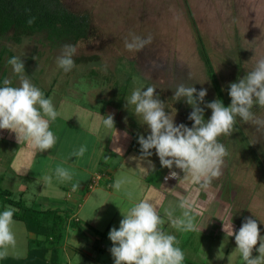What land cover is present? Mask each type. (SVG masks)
<instances>
[{"label":"rangeland","instance_id":"1","mask_svg":"<svg viewBox=\"0 0 264 264\" xmlns=\"http://www.w3.org/2000/svg\"><path fill=\"white\" fill-rule=\"evenodd\" d=\"M60 1L74 12L87 13L91 22L89 36L72 44L77 51L74 56L76 67L71 72L65 73L56 63L63 46L70 43L55 44L45 34L25 36L17 43L9 33L0 38V50L3 45H7L15 57H20L28 64L25 66V75L45 95L49 87L55 89L51 96L59 103L60 119L67 118L57 120L59 124L81 123L79 118L83 109L86 114L92 110V115L87 116L88 123L99 127L103 125L104 137L110 136L112 144L118 141V145L129 147L134 132L145 138L150 134L147 125L136 117L134 106L126 107V99L137 88L143 90L155 86L156 94L166 104L165 111L175 117L177 125L194 121L188 119L192 107L183 99H172L175 87L184 83L194 85L198 92L207 89L205 102L201 106L211 117L212 110L206 108L205 104L219 99V96L201 56L200 44L204 45L211 57L228 106L231 103L229 85L238 82L239 78L254 69L259 59L264 58V0ZM133 35L145 39L151 36L152 42L140 51H129L125 47V40L131 42ZM94 55L96 60L81 59ZM8 60L6 56L3 66L6 78L11 81V86L19 87V78ZM60 99H63V103ZM109 105L118 109V117L114 118L115 127L111 129L103 124L104 110ZM253 112L257 118L264 120V108L256 106ZM97 114L103 115L102 123ZM236 129L231 137L220 138L229 155L223 175L213 182L212 191H195L183 180L179 187L176 184L180 183L178 181L183 177V172L172 169L177 173L174 177L176 184L172 182L166 185L169 193L167 189L163 192L167 191V194L156 190L157 195L151 199V203L165 218V231L177 237L186 259L196 264H244L240 253L235 250V238L226 237L222 231V220L229 216L236 231L245 218L251 217L257 221L261 235H264V127L245 124L238 118ZM12 150L10 134H0V166L8 167ZM152 152L154 157L159 158L155 149ZM136 154L137 151H133L129 157L134 158ZM96 156L95 160L98 158ZM139 159L142 158L139 156ZM147 159L143 158L144 163ZM165 168L161 166L158 172L154 170L150 180L160 185ZM37 171L36 167L29 170V178L25 180L29 190L23 199H27L29 205L44 208L39 205L42 194L56 189L50 191L48 185L40 192L38 179H33ZM3 172L7 174V179H3L2 184L13 189L15 198L19 199L22 196L18 186L20 181L12 176L10 170H0V178ZM8 179H11L10 184ZM53 179L50 183L54 182ZM103 183L100 180L98 184ZM186 195L203 205L195 217L200 231H177L164 215L165 209H168L172 211L173 218L181 217L182 210L177 205ZM16 221L18 247L14 256L22 258L27 256L26 244L28 248L31 247L32 240L28 241L29 232L25 223ZM102 241L110 247L108 239L102 238ZM100 243L98 241L97 245ZM110 249H103V252L97 250L100 262L114 264ZM253 255H258V252L254 251ZM73 264H76L75 260Z\"/></svg>","mask_w":264,"mask_h":264},{"label":"clouds","instance_id":"2","mask_svg":"<svg viewBox=\"0 0 264 264\" xmlns=\"http://www.w3.org/2000/svg\"><path fill=\"white\" fill-rule=\"evenodd\" d=\"M34 22V17L28 20L29 25ZM151 42V36L145 39L133 35L131 42L125 40V47L129 51H140ZM76 51L75 45L65 44L57 57V66L65 73L76 67ZM8 64L18 76L20 86H11L8 78L0 86V130L15 133L19 142H29L40 153L47 152L57 143V137L50 130V122H54L60 113L53 101L46 98L44 92L25 75V64L20 57L10 58ZM145 89L133 90L126 99V107L134 106L136 117L150 130L147 138L144 135L138 137L142 157H151L155 149L161 165L168 169H180L183 172L180 181L183 180L195 191H212L213 182L223 175L229 153L220 138L231 137L236 132L238 118L245 124L264 127V120L257 118L253 112L256 106L264 108V58L259 59L254 69L239 78L238 82L229 85V106H225L220 99L205 104L206 108L212 110L207 120L204 108L200 106L204 104L207 89L198 92L194 85H177L172 99H183L192 107L193 111L188 116L189 120L194 121L191 127L175 123V117L165 111L166 104L156 94L155 86ZM103 124L109 129L115 127L114 117L110 114L105 116ZM86 151L87 146L82 145L71 156L82 158ZM55 174L61 181H71L73 178L72 171L63 166H57ZM172 176H177V173L173 171ZM44 179L50 184L51 177L45 176ZM131 182L121 174L113 187L118 192L123 190L132 199V193L125 187ZM72 187L76 190L79 185ZM98 196L103 199V194ZM177 206L182 210L181 217L173 218L172 211L165 209L164 215L171 225L180 232L200 231L195 217L203 205L186 195ZM121 213L123 219L119 229L113 227L109 233L114 264H184L186 254L180 247V241L165 231V218L153 203L140 200L127 213ZM14 217L15 209L11 206H5L0 211V259L12 254L17 247V221ZM222 221V231L226 237L235 238V250L240 253L244 264H264V235H261L257 221L251 217L245 218L238 231L234 229L231 216ZM254 251L258 255H253Z\"/></svg>","mask_w":264,"mask_h":264},{"label":"crops","instance_id":"3","mask_svg":"<svg viewBox=\"0 0 264 264\" xmlns=\"http://www.w3.org/2000/svg\"><path fill=\"white\" fill-rule=\"evenodd\" d=\"M54 90L53 88L48 98L53 101L56 110L60 113L58 101L52 99L53 97L51 96ZM63 99H60L62 103ZM61 106L62 104L60 108ZM91 111H89L90 115H92ZM89 114H86L83 109L82 116L79 118L81 123L78 124L77 122H72V125L59 124L57 120L67 119H60L61 115L54 122H50V130L57 137V143L54 148L44 153H40L38 149L27 141L21 140L22 143L21 141L19 142L15 133L9 130H0L2 136L10 134L13 144L9 165L8 167L0 166V170H6V172L10 170L13 173L12 176L15 179L18 178L20 181L18 186L21 189L22 198L26 195V191L29 190L28 184H25V180L29 178V170L36 167L38 171L33 179H38V190L41 192L44 186L47 187L48 185L47 188L50 191L52 188L56 189L50 193L45 191L42 194V200L40 199L39 205L44 206V209L47 205L49 208L59 209L68 213L69 225L63 245V255L66 264H73L74 260L76 264H106L100 262L97 250L100 249L99 251L103 252V249L108 250L113 246L112 241L109 239V233L113 227L119 229L120 221L123 219L121 211L127 213L140 200L151 202V199L157 195L156 190L167 194L168 189L166 187L168 186L166 185L172 182L176 184L174 181H177L172 176L173 170L168 168H165L162 172L161 180L159 181L160 185L150 180L152 172L154 170L158 172L159 167L162 166L160 159L152 155L144 163L140 147L120 146L118 141L112 144L110 136L108 138L104 137L103 125L99 127L88 123L87 116ZM104 114V116L110 114L117 118L118 109L109 105L104 110ZM97 115L100 116L102 123L103 115ZM64 116L67 115L64 114ZM131 142L132 140L129 143ZM82 145L87 146L85 155L82 158L71 156V153L78 150ZM133 151H137V154L134 158L133 156L130 158L129 154ZM96 154L98 158L95 160ZM138 155L142 159H139ZM57 166L70 169L73 173L72 180L61 181L57 179L55 174ZM99 172L102 173V177L95 185L90 187L91 181ZM121 174L126 175L132 181L125 186L127 191L132 193V199H129L123 190L118 192L113 187L116 178ZM1 175L3 179H7L5 178L7 176L5 172ZM45 176L54 178V182L49 184L45 181ZM100 180L104 181L102 185L98 184ZM10 181L11 179H8L7 182L10 184ZM74 184L79 185L76 190H73L72 186ZM176 185L181 187V181ZM166 189L167 191L163 192ZM98 194H103V199H100ZM48 200L49 202H47ZM25 201L29 203L27 199ZM27 232H29L28 241L31 242L36 235L28 229ZM102 238L110 241V247L105 245ZM98 241H101L100 245H97ZM26 246L25 255L31 249V247L28 248V244ZM20 249H22L21 244ZM15 253L17 252H13L9 256L17 257L14 256L16 255Z\"/></svg>","mask_w":264,"mask_h":264},{"label":"trees","instance_id":"4","mask_svg":"<svg viewBox=\"0 0 264 264\" xmlns=\"http://www.w3.org/2000/svg\"><path fill=\"white\" fill-rule=\"evenodd\" d=\"M33 17L35 22L29 25L28 20ZM90 31L89 15L72 11L60 0H0V38L11 33V39L19 43L25 36L45 34L47 39L55 44H76L87 38ZM200 53L219 99L225 106H228L214 64L202 44H200ZM6 56L10 59L15 57V54L9 46L3 45L0 50V86H3V80L6 78V71L3 67ZM96 58L95 55L81 57L82 60H96ZM130 77L131 75L128 78ZM52 89V86L49 87L45 95L46 98ZM204 115L205 119L209 118L205 111ZM193 123H187V126H191ZM138 137L139 133L134 132L131 148H141ZM2 180L3 177L0 178V211H3L5 206L14 208V218L24 222L28 230L36 237L32 239L31 249L26 257L7 256L1 260L0 264H63L64 238L69 225L68 215L59 209L36 208V206L27 204L22 196L16 199L14 191L4 186ZM92 182L93 180L90 184ZM184 264L196 263L185 259ZM199 264L208 263L200 262Z\"/></svg>","mask_w":264,"mask_h":264},{"label":"built area","instance_id":"5","mask_svg":"<svg viewBox=\"0 0 264 264\" xmlns=\"http://www.w3.org/2000/svg\"><path fill=\"white\" fill-rule=\"evenodd\" d=\"M101 177H102V174H97V175H95V177L93 178V182H92V184L90 185V187L93 186V185H95L96 182H98L99 179H100Z\"/></svg>","mask_w":264,"mask_h":264}]
</instances>
